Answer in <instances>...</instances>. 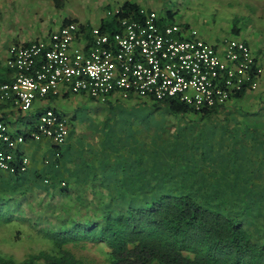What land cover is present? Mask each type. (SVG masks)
<instances>
[{"label": "trees", "instance_id": "obj_1", "mask_svg": "<svg viewBox=\"0 0 264 264\" xmlns=\"http://www.w3.org/2000/svg\"><path fill=\"white\" fill-rule=\"evenodd\" d=\"M55 2L62 4L61 0ZM140 7L127 1L122 8L124 15L136 16ZM115 23L116 17H113L103 21L101 26L112 30ZM248 92L238 91L226 104L201 111L177 99H137L140 100L137 105L153 110L165 107L174 115H197L200 123L220 113L229 116L232 109L242 110L244 126L237 131L244 134L239 135L236 131L233 153L230 154L240 161L246 159L247 169L258 163L261 166H256L261 169L264 168V101L254 110L240 108L236 103L245 100ZM47 98L54 99V96ZM107 102L112 104L110 100ZM4 105L7 104L0 103V108ZM43 110L35 111L39 116ZM29 114L17 110L18 120ZM0 120L11 125L5 115H0ZM27 120L34 129L37 121ZM28 134L24 135L28 138ZM69 139L63 146L54 145L56 152L49 165L44 163L42 168L37 166L33 170L29 165L25 171L18 168L14 173L0 169V227L5 234L10 230L6 242L15 245L30 237L42 244L23 259L0 250V264H264V239L247 226L251 213L254 216L264 214L263 178L258 194H235L233 191L230 199L227 195L216 200L208 187L201 193L189 189L187 186L194 180L186 174L180 179L183 187L174 185L178 180L175 175L165 176L172 182L166 186L163 185L164 177L151 187H147L149 184L145 179H141V183L136 178L131 186L134 192L120 187L115 197L108 196L95 188L97 182L104 186L95 174L89 180L78 176V172H85L81 167L68 176L65 185L62 184L66 179L62 167L64 169L67 164ZM251 139H257L255 148L259 147L261 152L255 162L250 146L244 143ZM239 145L243 146L237 154L235 146ZM57 150L60 156L56 155ZM20 153L23 152L16 155ZM106 160L109 162V157ZM240 161L236 164L237 169L241 168ZM207 180L204 176V181ZM86 183L94 190L91 199ZM143 186L146 192H143ZM250 188H253L252 183ZM35 189L46 193L59 191L64 199L59 204L52 200L41 202V199L33 202ZM23 201L28 203L26 209H22ZM91 247L102 259L83 255V250Z\"/></svg>", "mask_w": 264, "mask_h": 264}, {"label": "rangeland", "instance_id": "obj_2", "mask_svg": "<svg viewBox=\"0 0 264 264\" xmlns=\"http://www.w3.org/2000/svg\"><path fill=\"white\" fill-rule=\"evenodd\" d=\"M45 1L47 11L62 12L71 8L77 10L78 7H86L85 17L93 25L98 24L102 17H105V21L108 20L107 10L111 6L118 3L123 5L127 1L150 6L149 8L164 18L168 17L167 12L170 11L179 22H185L182 15H187L191 28L198 30L209 43L217 45L225 40L243 39L250 43L253 51L264 63V0H61L60 5L55 0ZM37 20L44 22V19ZM19 25L20 23L14 22V19L0 20V49L9 48L11 43V38L2 35L15 33ZM37 25L43 24H35L31 20L29 25L24 26ZM6 56L7 51L0 53L1 60ZM110 101L112 104L107 101H96L85 95H71L67 99L58 98L51 101V106L65 113L72 125L66 156L67 164L64 169L62 167L66 179L62 184H66L68 176L72 172H78L81 167L85 172H78L79 177L84 176L85 180H89L95 174L98 181L104 182V186L97 182L95 188L105 195L114 197L120 192V187H126L134 192L131 186L136 178L141 183V179H145L149 184L147 187H151L158 180L161 182L164 177L163 185L166 186L172 182L165 176L168 178L175 175L178 176V180L174 185L183 187L180 179L185 174L194 180L187 186L189 189L201 193L208 187L216 200L227 195L230 199L233 191L235 194L244 195L246 192L249 195L260 192L259 184L260 180L264 179V168L260 169L256 165L261 166V163L247 169L246 159L242 158L240 161L234 154H230L233 153L231 149L234 147V136L237 130L244 126V117L240 115L242 110L232 109L229 116L227 113H220L219 116L200 123L197 115L186 117L174 115L165 107L154 110L151 107H140L137 105L140 100H137L136 96L128 100ZM261 101H264V77L257 90L248 92L245 100L236 104L240 108L254 110L259 107ZM262 107L264 117V105ZM29 113L25 119H9L13 121L10 127L13 130L19 128L23 133L33 130L27 119L36 122L38 115L35 110ZM256 142L257 139L244 142L245 146H250L254 162L261 153L259 147L255 148ZM242 146H235L237 154ZM38 148L40 149L41 145L36 149ZM107 157L110 159L109 162H105L108 160ZM262 159L264 160L263 156ZM42 161H45L44 158ZM239 161L241 168L237 169L236 164ZM204 176H207L206 182ZM251 183L253 188H250ZM71 184L74 185L75 182ZM85 185L91 199L94 190L90 183ZM143 189V192L147 191L144 186ZM32 197L33 202L41 199V202L52 200L55 204L61 203L64 199L59 191L46 193L44 190L36 189ZM22 205V209H26L28 203L23 201ZM247 224L254 233L264 239V214L254 216L251 213ZM2 229L0 227V250L3 253L23 259L42 245L30 237L12 245L6 242L10 230L5 234ZM82 253L93 259H102L92 247L83 250Z\"/></svg>", "mask_w": 264, "mask_h": 264}, {"label": "built area", "instance_id": "obj_3", "mask_svg": "<svg viewBox=\"0 0 264 264\" xmlns=\"http://www.w3.org/2000/svg\"><path fill=\"white\" fill-rule=\"evenodd\" d=\"M122 7L107 10L116 17L112 30L68 19L45 37L13 43L6 60L10 79L0 78V103L28 113L49 95H87L101 102L136 96L177 99L201 111L260 87L262 60L244 40L211 44L198 30L153 9L140 7L138 15L126 16ZM70 132L69 118L52 108L39 114L28 138L0 120V169L25 171L30 160L16 155L20 145L49 139L63 146Z\"/></svg>", "mask_w": 264, "mask_h": 264}, {"label": "crops", "instance_id": "obj_4", "mask_svg": "<svg viewBox=\"0 0 264 264\" xmlns=\"http://www.w3.org/2000/svg\"><path fill=\"white\" fill-rule=\"evenodd\" d=\"M45 5H46L45 0H43V1L42 0H31V1H29V0H1L0 8H1L2 12L0 13V20L11 21V19H14V22L20 23V25L18 26L16 31H14L15 33L4 34L5 36L2 35V37L11 38L10 46L16 42L25 43V42H29V41L34 40V39L39 38V37H45L49 33H51L52 31H55L56 29H58L68 19H75V20H78V21L83 22V23H90V22H88V20L85 17V14H84V9L86 7L83 8L81 6V7H78L77 10H74L71 8L68 11H62V12L60 11L59 12V11H53V10H49V9H48L49 11H47L46 8H48V7ZM116 5H120V3L115 4V5L111 6L110 8L115 7ZM139 6L144 7V8L150 7V6H145V5H141V4H139ZM149 9H151V8H149ZM3 15H4L5 19H4ZM167 15L174 22L177 21L170 11L167 12ZM161 17H163V16H161ZM182 17H183L182 19L185 20V22L177 21L176 23L184 25L185 27L190 29L191 25L188 21L187 15H182ZM109 18L110 17H108V19ZM37 19H44V22L43 23L39 22ZM104 19H105V17L100 18L98 21V24H94V25H93V23H90V24L93 26H95V25L99 26V23L101 25L102 22L105 21ZM31 20L35 24L41 23L43 25H39V26L37 25L34 27L24 26V25H29ZM26 23H29V24H26ZM6 36H8V37H6ZM245 42L248 43L247 41H245ZM3 51L8 52L9 48L3 49V50L0 49V53ZM7 57L8 56L3 58L2 60L0 59V78L5 79V80L10 79V73L6 68ZM85 96H87V95H85ZM70 97H71V94H68L66 96H62V95L54 96V99H58V98H66L67 99ZM52 100L53 99H51V98L36 100L35 105H34V107H35L34 110H37L39 108H44V109L45 108H52V109L56 108V107L51 106L50 103ZM56 109L58 110V112L61 111V110H59V108H56ZM17 110L18 109L14 105L7 104L4 106H1L0 115H5V117H7L8 121H9V119H11V120L18 119L17 118L18 117ZM60 113H62L63 115L65 114L63 112H60ZM9 122H11L10 124L12 125L13 121H9ZM12 130H13V128H12ZM19 130H21V129L18 128V129L13 130V131L15 133H21V134H28L32 131L30 129L26 133L25 132L23 133V132H20ZM53 144H54V142L52 140H49V139L44 140L42 143H40V141L28 140L25 144L20 145L19 152L21 151V152H23V153H20L21 155H26L29 157V160H30L29 165H31L30 169L36 168L37 166L42 168L44 166V163L45 164L47 163V165H49L51 163V160L54 157L53 154L56 152V150L53 147ZM39 145H41V148L36 149ZM43 158L45 160L44 162L42 161Z\"/></svg>", "mask_w": 264, "mask_h": 264}]
</instances>
